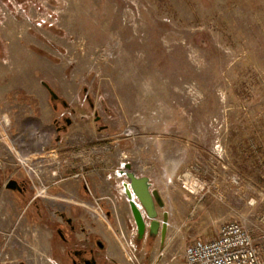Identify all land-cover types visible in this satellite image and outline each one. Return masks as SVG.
<instances>
[{
  "label": "rangeland",
  "instance_id": "374dc122",
  "mask_svg": "<svg viewBox=\"0 0 264 264\" xmlns=\"http://www.w3.org/2000/svg\"><path fill=\"white\" fill-rule=\"evenodd\" d=\"M124 163L163 198L162 245L136 239ZM58 212L95 264H131L122 238L136 264H184L226 221L264 255V0H0V264H71Z\"/></svg>",
  "mask_w": 264,
  "mask_h": 264
},
{
  "label": "built area",
  "instance_id": "2783aa9c",
  "mask_svg": "<svg viewBox=\"0 0 264 264\" xmlns=\"http://www.w3.org/2000/svg\"><path fill=\"white\" fill-rule=\"evenodd\" d=\"M191 185L198 188L197 180L194 179ZM105 199L110 198L106 196ZM92 206L97 215L104 214L97 200ZM262 226L264 228V216ZM132 230L135 233V228ZM262 238L264 239V234ZM121 244L127 260L131 264H136L132 255L134 245L124 238ZM182 256L184 264H264V255L260 252V246L254 243L247 228L238 221H226L220 224L212 238L193 239L188 242L183 248Z\"/></svg>",
  "mask_w": 264,
  "mask_h": 264
},
{
  "label": "water",
  "instance_id": "95a60500",
  "mask_svg": "<svg viewBox=\"0 0 264 264\" xmlns=\"http://www.w3.org/2000/svg\"><path fill=\"white\" fill-rule=\"evenodd\" d=\"M43 85L48 90L51 100L58 98V95L46 83L43 82ZM97 120L98 117L95 118V121ZM69 123L70 119L66 118L65 124L68 125ZM117 174L124 177L121 186L134 224L136 239L139 241L145 236L151 238L159 236L162 245L167 232L168 212L162 210L164 201L161 194L152 187L148 176L137 175L131 169L129 163H124L123 168L117 170ZM4 187L11 190H20L18 182L14 179H8ZM109 214L107 212V215ZM97 246L102 247L101 241H97Z\"/></svg>",
  "mask_w": 264,
  "mask_h": 264
},
{
  "label": "flooded vegetation",
  "instance_id": "af4514ba",
  "mask_svg": "<svg viewBox=\"0 0 264 264\" xmlns=\"http://www.w3.org/2000/svg\"><path fill=\"white\" fill-rule=\"evenodd\" d=\"M48 91V90H47ZM54 107H56V103L59 102L61 105H66L64 101H62L59 97L57 99H54ZM65 119L64 123L59 127L56 126V129H62L65 127ZM121 177V176H120ZM18 185L20 187V190L18 193H25L27 190L26 184L22 181H17ZM85 187V186H84ZM58 224L54 226V232L55 234L65 242V244L68 246V249L66 250L67 257L69 258L71 264H95L96 258L93 247L89 246V238L85 237L88 243V246H78L74 235L77 232L83 233L84 229L82 227L77 226L75 221L73 220L74 217L66 215L63 212H58ZM151 238V237H149ZM97 241L95 240V244L97 245Z\"/></svg>",
  "mask_w": 264,
  "mask_h": 264
},
{
  "label": "crops",
  "instance_id": "0c3cea01",
  "mask_svg": "<svg viewBox=\"0 0 264 264\" xmlns=\"http://www.w3.org/2000/svg\"><path fill=\"white\" fill-rule=\"evenodd\" d=\"M60 182V180H56L54 183H59ZM53 183V184H54ZM83 190L85 191V192H87V189L85 188V187H83ZM103 195H106V194H102V193H97L96 194V196L97 197H102ZM116 217L114 216V215H110V219H106V223H109V222H111L112 220H114ZM73 220L75 221V223L76 224H78V225H80V226H83V217H80V216H77V217H74L73 218ZM92 227V229H93V231L92 232H95L94 230H95V225H92L91 226ZM106 228H110L109 227V225H107L106 226ZM84 230H85V228H84ZM90 230V229H89ZM108 231H107V229L105 230V231H103V233L105 234V236H106V240L108 241V244L110 245V244H112L113 242H114V238H116V234L112 231V233H107ZM87 234H90V232L88 231V233ZM78 234L76 233L74 236H77ZM90 237V236H89Z\"/></svg>",
  "mask_w": 264,
  "mask_h": 264
}]
</instances>
